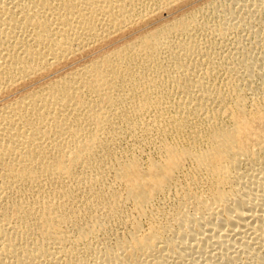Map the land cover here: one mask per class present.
<instances>
[{
	"label": "bare ground",
	"instance_id": "1",
	"mask_svg": "<svg viewBox=\"0 0 264 264\" xmlns=\"http://www.w3.org/2000/svg\"><path fill=\"white\" fill-rule=\"evenodd\" d=\"M0 264H264V0H0Z\"/></svg>",
	"mask_w": 264,
	"mask_h": 264
}]
</instances>
